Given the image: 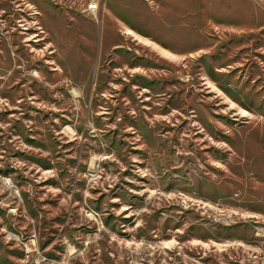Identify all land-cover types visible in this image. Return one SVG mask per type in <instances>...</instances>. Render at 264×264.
<instances>
[{"label":"rangeland","instance_id":"obj_1","mask_svg":"<svg viewBox=\"0 0 264 264\" xmlns=\"http://www.w3.org/2000/svg\"><path fill=\"white\" fill-rule=\"evenodd\" d=\"M181 1L0 0V264H264L260 13Z\"/></svg>","mask_w":264,"mask_h":264},{"label":"crops","instance_id":"obj_2","mask_svg":"<svg viewBox=\"0 0 264 264\" xmlns=\"http://www.w3.org/2000/svg\"><path fill=\"white\" fill-rule=\"evenodd\" d=\"M98 2L99 8V18L102 22V25L112 24L116 28H125V27H134V29H139L146 34H143L147 39H150L157 43L158 45H168L165 43L163 37L167 35L171 36L174 34L177 37H181L180 33L183 35V39H187L186 43L189 44L190 38V28L189 26L179 27L177 23L180 22V19H176L175 15H179V11H175L173 3L165 2L166 14L164 16H159L151 13L148 9L142 6H134L131 3V0H93ZM181 1V0H179ZM246 1V18L253 21L256 17L255 14L260 13L261 21V30H262V41H264V0H245ZM142 2V1H141ZM183 9L180 11L183 14L188 15L191 12L202 11L206 12V0H193V4L189 0H182ZM175 4V3H174ZM173 22L172 20H174ZM172 21L173 24L170 27L168 25L169 21ZM188 22V20H186ZM144 24H147L146 28H143ZM176 24V30L173 33L174 25ZM171 30V33L170 31ZM129 29L126 30V33L129 34ZM132 33V31H131ZM185 37V38H184Z\"/></svg>","mask_w":264,"mask_h":264},{"label":"built area","instance_id":"obj_3","mask_svg":"<svg viewBox=\"0 0 264 264\" xmlns=\"http://www.w3.org/2000/svg\"><path fill=\"white\" fill-rule=\"evenodd\" d=\"M98 6V2H92L87 4V10L94 11Z\"/></svg>","mask_w":264,"mask_h":264}]
</instances>
